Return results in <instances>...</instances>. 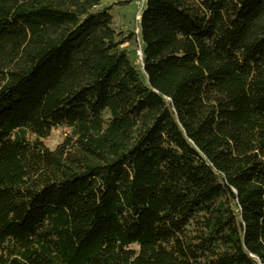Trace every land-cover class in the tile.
<instances>
[{
  "label": "trees",
  "instance_id": "1",
  "mask_svg": "<svg viewBox=\"0 0 264 264\" xmlns=\"http://www.w3.org/2000/svg\"><path fill=\"white\" fill-rule=\"evenodd\" d=\"M102 1L0 0V264H264V0Z\"/></svg>",
  "mask_w": 264,
  "mask_h": 264
},
{
  "label": "rangeland",
  "instance_id": "2",
  "mask_svg": "<svg viewBox=\"0 0 264 264\" xmlns=\"http://www.w3.org/2000/svg\"><path fill=\"white\" fill-rule=\"evenodd\" d=\"M122 5H118V3ZM142 0H103L101 6L111 5L113 16V25L116 31L120 32L124 36L129 32L136 31V19L141 10ZM128 51H130V59H133L134 50L138 49L137 42H131L124 45ZM65 131L62 129H54L51 131L49 137L43 140V143L51 150H55L60 143Z\"/></svg>",
  "mask_w": 264,
  "mask_h": 264
},
{
  "label": "built area",
  "instance_id": "3",
  "mask_svg": "<svg viewBox=\"0 0 264 264\" xmlns=\"http://www.w3.org/2000/svg\"><path fill=\"white\" fill-rule=\"evenodd\" d=\"M136 55H137V62H140V60H141V53H140V50L139 49L137 50Z\"/></svg>",
  "mask_w": 264,
  "mask_h": 264
}]
</instances>
